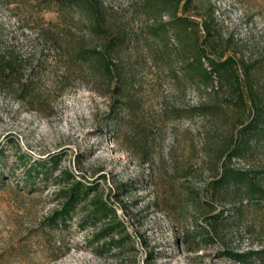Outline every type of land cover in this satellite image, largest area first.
I'll return each mask as SVG.
<instances>
[{
    "label": "rangeland",
    "instance_id": "1",
    "mask_svg": "<svg viewBox=\"0 0 264 264\" xmlns=\"http://www.w3.org/2000/svg\"><path fill=\"white\" fill-rule=\"evenodd\" d=\"M92 3L101 31L87 9L59 0H0V50L15 68L0 81V264H241L224 250L261 247L264 203H240L233 184L225 193L211 182L227 161L264 186V130L244 133L241 154L220 157L250 96L238 109L227 86L198 88L183 63L197 40L211 56L233 57L264 120V0H191L178 11L191 19L185 30L159 0ZM53 23L63 51L38 38ZM117 35L106 52L111 73L71 50L103 48ZM21 84L29 102L18 98ZM201 102L221 108L203 114ZM54 159L47 178L24 185L27 167ZM61 169L107 195L123 224L114 235H127L120 247L91 241L101 223L80 226V206L64 226L49 225Z\"/></svg>",
    "mask_w": 264,
    "mask_h": 264
},
{
    "label": "trees",
    "instance_id": "2",
    "mask_svg": "<svg viewBox=\"0 0 264 264\" xmlns=\"http://www.w3.org/2000/svg\"><path fill=\"white\" fill-rule=\"evenodd\" d=\"M61 4H66L70 7H75L78 12L84 14L85 9L92 14V27L95 30L101 31L102 24L100 17L97 15L95 6L92 0H59ZM96 1V0H95ZM162 8L172 6L171 13L173 22L182 26V29L189 27L191 19L188 15H179L180 9L184 10L186 4L191 0H159ZM88 7V8H87ZM84 8V10H83ZM89 14V13H88ZM58 23H53L51 26L41 28L39 30L38 38L52 39L57 42L59 50L63 51L65 45L58 43V33L61 31L58 28ZM162 28L163 24L158 25ZM198 27V24L196 25ZM203 30L206 35H210V24L208 21L202 22ZM120 40V37L113 36L106 46L100 48L99 46L92 48H85L79 46L76 49H71L73 52L82 56L84 59H89L91 64H98V68L103 72L111 73L112 67L106 56L107 48L114 47V45ZM66 51H70L68 47H65ZM193 55L186 58L183 63V72L190 80H192L198 88H222L224 85L230 90V102L238 109H246V99L250 96L252 103L251 109L247 111V117L245 120L239 119L241 125L235 130L229 139L227 145L221 149L220 157L226 155L227 160H230L233 156L241 154L244 149L247 148L250 140L244 133L247 131L264 130L263 117L260 106L257 103L255 92L246 90V85H243L244 81L237 68L236 60L229 56L222 58V54L218 56H211L205 51V47L201 42L194 41L192 43ZM13 54L11 51L0 50V81L6 82V78L10 73L15 72L14 65H12ZM245 74L248 71V67L244 66ZM10 71V72H9ZM10 84V82H9ZM118 88V87H115ZM28 87L25 84H21L18 90V98L22 101L29 102L27 98ZM117 93H120L118 89ZM118 104L121 108H127L129 105L128 100L118 99ZM255 107V108H254ZM198 108L203 114H215L221 108L217 103L201 102ZM57 159L52 161V167H46L43 162H38L32 167H27L26 175L24 176V185H29L35 176H48L51 171L57 169ZM31 166V165H30ZM56 185L58 186L56 195L61 199L60 203L54 208L47 217L49 225L51 227H62L66 224L67 220L71 217V213L77 208L81 207L83 216L79 221L80 226H85L88 222L96 225L100 222L101 225L97 227L92 234L91 241L93 243L101 242L100 246L106 245L109 248H118L121 246V242L124 241L125 236L118 237L114 235L123 228L122 222L118 219V213L116 208L108 201L107 195L97 191L96 185L86 183L83 179L73 174L68 169H61L57 175ZM212 186L214 190L224 191L228 193V189L232 186L237 189L236 196L240 200V203L244 199L255 200L264 203V186L263 184L251 175L248 171L235 169L231 167L227 161H223L221 171L215 179L212 180ZM223 188V189H222ZM192 205L191 203H189ZM101 221H104L102 223ZM227 258L232 261L241 264H264V241L261 247L257 249L235 250L225 249L223 253Z\"/></svg>",
    "mask_w": 264,
    "mask_h": 264
}]
</instances>
